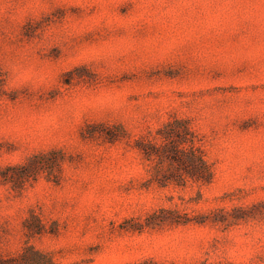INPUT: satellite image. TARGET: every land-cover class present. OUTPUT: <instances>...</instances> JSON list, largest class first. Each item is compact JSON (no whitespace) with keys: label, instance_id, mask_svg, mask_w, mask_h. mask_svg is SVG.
<instances>
[{"label":"rangeland","instance_id":"rangeland-1","mask_svg":"<svg viewBox=\"0 0 264 264\" xmlns=\"http://www.w3.org/2000/svg\"><path fill=\"white\" fill-rule=\"evenodd\" d=\"M0 72V259L264 264V0H0Z\"/></svg>","mask_w":264,"mask_h":264},{"label":"trees","instance_id":"trees-1","mask_svg":"<svg viewBox=\"0 0 264 264\" xmlns=\"http://www.w3.org/2000/svg\"><path fill=\"white\" fill-rule=\"evenodd\" d=\"M6 79L0 72V98L3 97L6 93ZM191 148L189 152H182V154L176 153L174 156V159L177 163L184 165V164H189L194 177L197 178V180H202V181H207L208 178L206 176L209 174L210 176V170L209 167L206 163V161L203 159L202 153L199 150V148L196 146L195 140H191ZM185 158L188 160L186 161ZM24 170H27L28 166L22 167ZM27 248L24 249L23 253L20 254L18 258H12V259H0V264H27L25 263V260H27Z\"/></svg>","mask_w":264,"mask_h":264}]
</instances>
